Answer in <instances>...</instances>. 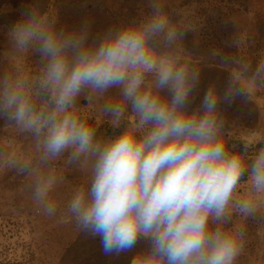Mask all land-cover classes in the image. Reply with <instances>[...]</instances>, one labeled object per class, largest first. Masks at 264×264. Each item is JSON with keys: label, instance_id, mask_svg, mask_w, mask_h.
<instances>
[{"label": "clouds", "instance_id": "obj_1", "mask_svg": "<svg viewBox=\"0 0 264 264\" xmlns=\"http://www.w3.org/2000/svg\"><path fill=\"white\" fill-rule=\"evenodd\" d=\"M187 31L166 0H145L140 15L102 32L90 19L58 27L36 0L6 32L0 120L31 138L35 158L0 151V168L26 179L48 218L63 182L57 162L82 172L66 216L99 237L105 256L143 242L131 264H237L248 237L241 221L264 223V143L234 138L225 115L264 86V61L210 54L231 73L197 102L201 67L182 54ZM29 56L40 64L35 76L23 70ZM80 97L105 101L98 112L111 135L81 117Z\"/></svg>", "mask_w": 264, "mask_h": 264}, {"label": "rangeland", "instance_id": "obj_2", "mask_svg": "<svg viewBox=\"0 0 264 264\" xmlns=\"http://www.w3.org/2000/svg\"><path fill=\"white\" fill-rule=\"evenodd\" d=\"M36 0H0V71L8 62L6 32L20 16V11ZM44 11L57 16L58 27H72L84 19L93 23V32H102L113 24L127 22L144 11L145 0H39ZM172 20L186 27L182 54L201 67L197 102L211 84L222 89L231 73L230 66L219 59L229 56L251 61L253 67L264 61V0H166ZM239 39L240 46L232 41ZM26 74L35 76L40 64L35 56L22 61ZM97 100L92 105L80 97L76 108L82 118L98 129L99 136L112 134L107 118L101 117ZM95 114V118H93ZM234 138L264 143V86L252 89L251 99L233 104L225 113ZM259 147V145H257ZM0 151H15L35 158L30 137L18 134L0 120ZM62 184L52 194L57 215L48 218L38 212L26 189L27 181L14 172L0 168V264H131L144 243L119 257L102 254L99 237L91 238L75 229L65 208L74 190L87 177L63 161L55 165ZM247 225L248 237L237 264H264V223L241 221Z\"/></svg>", "mask_w": 264, "mask_h": 264}]
</instances>
